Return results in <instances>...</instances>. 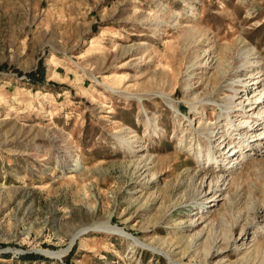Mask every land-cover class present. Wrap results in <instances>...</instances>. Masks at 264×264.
Masks as SVG:
<instances>
[{"label": "rangeland", "instance_id": "obj_1", "mask_svg": "<svg viewBox=\"0 0 264 264\" xmlns=\"http://www.w3.org/2000/svg\"><path fill=\"white\" fill-rule=\"evenodd\" d=\"M263 257L264 0H0V264Z\"/></svg>", "mask_w": 264, "mask_h": 264}, {"label": "bare ground", "instance_id": "obj_2", "mask_svg": "<svg viewBox=\"0 0 264 264\" xmlns=\"http://www.w3.org/2000/svg\"><path fill=\"white\" fill-rule=\"evenodd\" d=\"M236 43H237V45L241 48V47H243V46H245L246 45V43H245V41L243 40V39H241L240 37H238L237 38V40H236ZM248 50V49H247ZM230 52V51H229ZM248 54V53H247ZM223 57V56H222ZM228 60V59H227ZM226 60V61H227ZM223 61V60H222ZM232 62V61H231ZM225 64V63H224ZM248 66L249 67H251V69L249 68V70L250 71H252V74H250L249 76H253L252 78H255V76L254 75H256L254 72L258 69V67H259V62L257 61V60H252V61H250L249 62V64H248ZM229 67V66H228ZM226 69H228V68H226ZM228 71V70H227ZM226 71H221L218 75V77L219 78H222V76L224 75V73H225ZM258 72V71H257ZM225 78V77H224ZM101 84H103V85H105V86H107V88L108 89H110V90H113V91H116V88H114L113 86H110V85H106V84H104L103 82H100ZM191 85V84H190ZM243 90H245V89H243ZM236 94V93H235ZM231 97V96H230ZM237 98V97H236ZM236 98L235 99H231V101H230V103H229V105L227 106V108H231L232 110V112H236V111H238V110H240V108L241 107H239L238 105H240V104H242L243 105V102H242V100H239V101H235L236 100ZM193 99H195V104L194 105H190V108L189 109H191V112H194V109H196V108H198V105H196V103H198V104H200V102H202L203 100L202 99H200L198 96H196V97H194ZM193 101V100H192ZM148 114V113H147ZM188 119H191V116H189V118ZM193 123V121L192 120H190V124H192ZM209 124H211V123H209V122H206V121H199L198 123H197V127L199 128V130L201 129H210V128H212V126L210 127V125ZM156 128H153V130H155ZM159 130V129H158ZM248 132V131H247ZM246 135V134H245ZM133 135H130V137H132ZM120 139L123 141V140H127L126 138H125V136H123V135H121L120 136ZM130 139H132V138H130ZM129 140V139H128ZM127 140V141H128ZM133 142H135V140H132V141H128L127 142V149H128V151H130V152H133V151H135L134 150V144H133ZM231 142V141H230ZM230 145H231V143H230ZM250 144L249 143H247L246 145H244V148H247V150H255V151H258V148H257V146H249ZM232 147H234V145H232ZM232 147H230L229 148V150L232 148ZM236 152L237 151H235V152H233L232 154H231V156H234L235 154H236ZM136 161H138V160H136ZM136 161H132V163H135ZM140 162H142L141 161V159H140V161H138L137 163H135V168L139 171L140 170ZM79 163L80 162H75V164L73 165L74 166V168L73 169H75V168H77L78 167V165H79ZM137 171V172H138ZM219 178H221V177H218V181H220L219 180ZM94 226V228H101V227H104V229H107V231H112V232H117V233H119V234H121V235H123V236H127L128 235V233H126V232H124L123 230H121L120 228H117L116 226H111V225H109L108 224V220H106L105 222H102V225H93ZM88 228L86 227H84V228H82V229H80L79 231H77L76 232V234L73 236V240L74 239H76L81 233H83V232H85L86 230H87ZM106 231V230H105ZM127 238H128V236H127ZM136 241H139V240H137L136 239ZM140 242V241H139ZM138 245V244H137ZM139 245H147V243H145V242H143V241H141V244H139ZM151 248L153 249L154 247L153 246H151ZM159 250V249H158ZM174 262V261H173ZM259 264H264V257L261 259V261L259 262Z\"/></svg>", "mask_w": 264, "mask_h": 264}]
</instances>
